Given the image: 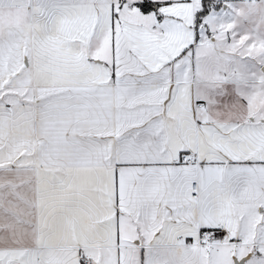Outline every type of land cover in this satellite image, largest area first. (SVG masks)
Instances as JSON below:
<instances>
[{"label":"snow or ice","instance_id":"6c2138e0","mask_svg":"<svg viewBox=\"0 0 264 264\" xmlns=\"http://www.w3.org/2000/svg\"><path fill=\"white\" fill-rule=\"evenodd\" d=\"M0 264H264V0H0Z\"/></svg>","mask_w":264,"mask_h":264}]
</instances>
